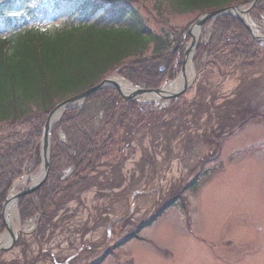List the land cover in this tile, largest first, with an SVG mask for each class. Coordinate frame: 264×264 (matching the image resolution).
<instances>
[{
    "label": "rangeland",
    "instance_id": "374dc122",
    "mask_svg": "<svg viewBox=\"0 0 264 264\" xmlns=\"http://www.w3.org/2000/svg\"><path fill=\"white\" fill-rule=\"evenodd\" d=\"M156 1H131V10L138 11L147 29L155 35L166 31L171 39V26L189 30L195 14L163 13L162 18L154 6ZM65 5L39 25L28 24L22 17L20 21L27 27L54 30L72 18L73 4ZM257 14L256 21L254 16L250 20L260 32L264 13ZM74 23L83 24L82 17L76 16ZM212 28L209 25L204 31L205 40ZM191 41L183 43V55ZM243 65L233 69L207 65L198 72L203 64L197 68L189 61L186 72L191 87L179 99L174 98L175 103L149 96L130 101L151 110H168L161 122L169 130L161 131L163 127L153 121L156 124L145 127L123 146L122 157L117 152L111 160H102L83 186L73 184L58 199L51 194L54 181L47 180V188L31 200V208L22 204L23 197L13 206L12 221H8L4 207L12 195L25 192L43 178L42 165L35 162L26 167L0 211V239L9 237L0 249L10 243L8 228L17 239L10 250L0 253V264H95L106 249L115 248L165 207L164 214L142 230L141 239L118 247L100 264H264V60ZM105 80L117 85L121 80L133 89L130 94L112 84L101 89L116 91L124 102L136 90L146 89L121 75L110 74ZM174 81L182 91L181 70ZM8 129V124H2L0 137ZM31 129L26 126L27 132ZM51 132V143L57 140L62 148L67 142L63 130ZM73 171V167H63L56 175L71 183L76 181ZM195 180V189H189ZM176 192L180 198L176 199ZM43 197L46 204L41 208ZM51 199H56L57 210L49 208ZM29 210L32 217H22ZM45 219L48 223L43 229Z\"/></svg>",
    "mask_w": 264,
    "mask_h": 264
},
{
    "label": "trees",
    "instance_id": "16d2710c",
    "mask_svg": "<svg viewBox=\"0 0 264 264\" xmlns=\"http://www.w3.org/2000/svg\"><path fill=\"white\" fill-rule=\"evenodd\" d=\"M131 1L0 0V35L9 32L6 38L0 36V126L8 124L10 128L0 137V211L25 168L35 162L41 166L43 131L48 116L57 105L96 87L110 74L121 75L146 89L161 88L179 75L183 62L181 47L185 40H190L189 31L202 15L250 5L254 0H158L154 6L162 18L163 13L195 14L189 30L170 27L173 39L166 31L155 35L147 29L138 11L131 10ZM66 3L74 7L67 24L51 31L25 25L24 21L40 24ZM19 12L26 20L14 25L20 17ZM258 12L264 13V2L251 12L254 21ZM76 16L82 17L83 24L74 23ZM223 16L212 25L209 39L205 40L203 33L194 58L197 68L203 64L198 72L207 65L233 69L239 64L247 66L264 60V47L247 26L235 16ZM94 17V22L89 24ZM259 28L264 34V27L260 25ZM165 111L168 110L156 111L136 102H124L123 97L111 89L99 90L81 107L68 110L54 127V131L63 130L67 142L61 148L57 140L52 141L50 173L56 175L60 168L70 166L76 181L67 183L60 175H51L49 179L54 181L51 194L58 199L73 184L83 186L102 160H111L117 152L122 157L123 146L144 132L145 127L157 123L158 127H163L161 131L169 130L165 122H161ZM155 120L158 122L153 123ZM220 120L219 124L223 125ZM23 125L21 131L11 129ZM26 126L33 132H27ZM197 182L195 180L188 188L195 189ZM46 185L36 194L24 197L22 204L27 203L31 208V200L45 191ZM176 195V199L181 197L180 192ZM41 201L43 208L46 198ZM57 207L56 199H51L49 208L57 210ZM166 208L141 224L115 248L106 249L105 256L95 264L103 263L118 247L140 238L142 230L157 221ZM22 217H32L31 210ZM47 223V219L43 220L41 228Z\"/></svg>",
    "mask_w": 264,
    "mask_h": 264
},
{
    "label": "water",
    "instance_id": "95a60500",
    "mask_svg": "<svg viewBox=\"0 0 264 264\" xmlns=\"http://www.w3.org/2000/svg\"><path fill=\"white\" fill-rule=\"evenodd\" d=\"M264 1V0H255L253 1L252 5L247 8L245 11H243L239 6H235L234 8H224L223 10H218V11H212L211 13H206L204 15H202V18H200L193 26H192V30L190 32V36H191V43L190 45L186 48V52L184 54L183 57V65H182V69L181 72L183 74L184 77V83H185V87L182 91H177V92H168L165 87L166 86H162V88L159 89H144V88H140L138 90H136V92L132 93V95L130 97H125L127 102H130L131 100H133L136 97H143V96H149L151 97V99H155V100H173L174 98H179L181 96L184 95V93L191 87V83L188 82V77H187V66H188V62L190 61V63L194 64V56L197 52V47L200 44V37L202 35L203 32V27L209 23L212 22L213 20H217L221 17H223V15H236L237 18L242 21L245 26H247V28L249 29V31L252 33V35L256 38V40H258L261 44L264 43V35L261 34V32H259L258 30H254V25H251L252 20H250L251 15L250 12L256 7L257 4H259V2ZM243 17H246L248 19V23L245 22L243 20ZM253 24V22H252ZM197 30L198 32V37L195 38V36L193 35V32ZM263 45V44H262ZM172 83H176L175 81L171 82ZM108 84H112L113 86H116V89L118 91H120L122 93V88L120 85H117L115 82L111 81V80H105L104 82L98 84L96 87L94 88H90L87 89L85 92L76 95V97L70 98L68 100H66L65 102L57 105L53 111L51 112V114L49 115L48 119H47V123L45 125V129H44V136H43V140H42V154H43V175H42V179L36 181V184L33 186H30L29 189H27L25 192H21L17 195L14 196V198L12 200H15L16 202H18L20 199H22L23 197H26L27 195H32L37 193V191H39L42 186L47 182V179L49 177V172H50V168H51V150H52V146H51V131L54 127V125L58 122H60L59 120L65 115L66 111L70 110V109H74L76 108L78 105H82L84 104L87 99H89L90 96H92L93 94L97 93V91L103 89V88H107L106 85ZM55 117H57V119L54 121ZM9 203H11V201H8L5 204L4 209L9 205ZM8 231L10 233V243L7 244V246H5L4 248L2 247L0 249V253L1 252H5L7 250H10L16 243V237L14 235V232L11 231V229L8 228Z\"/></svg>",
    "mask_w": 264,
    "mask_h": 264
},
{
    "label": "bare ground",
    "instance_id": "6f19581e",
    "mask_svg": "<svg viewBox=\"0 0 264 264\" xmlns=\"http://www.w3.org/2000/svg\"><path fill=\"white\" fill-rule=\"evenodd\" d=\"M243 20L245 21V22H249L248 21V19L246 18V17H243ZM193 35L195 36V38H197L198 37V32H197V30H195L194 32H193ZM120 86H121V88H122V90H123V92L125 93V94H130L131 93V91H133V89L131 88V87H128V85H126V83H124L123 81H121V80H118V81H116ZM165 89L167 90V91H178L179 89H180V83H172V84H169L167 87H165ZM178 89V90H177ZM57 119V117H55V119H54V121ZM39 179H37L36 181H38ZM14 198V196L12 195V199ZM16 204V201L15 200H12L11 201V203H9V205L6 207V219L8 220V221H12L11 220V217H13V215H14V212H15V210H14V205ZM9 237L6 235L4 238H2V239H0V244L1 243H3V244H5L6 243V241H7V239H8Z\"/></svg>",
    "mask_w": 264,
    "mask_h": 264
}]
</instances>
